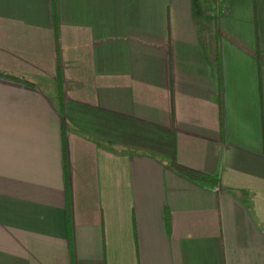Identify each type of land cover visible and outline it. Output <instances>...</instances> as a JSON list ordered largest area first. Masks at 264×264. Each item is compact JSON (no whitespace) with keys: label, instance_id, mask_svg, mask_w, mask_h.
Returning a JSON list of instances; mask_svg holds the SVG:
<instances>
[{"label":"crops","instance_id":"obj_1","mask_svg":"<svg viewBox=\"0 0 264 264\" xmlns=\"http://www.w3.org/2000/svg\"><path fill=\"white\" fill-rule=\"evenodd\" d=\"M224 3L0 0V264H264V0Z\"/></svg>","mask_w":264,"mask_h":264},{"label":"trees","instance_id":"obj_2","mask_svg":"<svg viewBox=\"0 0 264 264\" xmlns=\"http://www.w3.org/2000/svg\"><path fill=\"white\" fill-rule=\"evenodd\" d=\"M52 10H53V16H54V0H52ZM214 47V45H213ZM253 58L257 61V63H260L261 65H264V58L259 56L257 53L252 54ZM13 77V76H12ZM169 167H171L173 170L177 171L181 175L198 182H212V177H210L208 174L201 172L199 170L175 163L173 161L168 162Z\"/></svg>","mask_w":264,"mask_h":264},{"label":"built area","instance_id":"obj_3","mask_svg":"<svg viewBox=\"0 0 264 264\" xmlns=\"http://www.w3.org/2000/svg\"><path fill=\"white\" fill-rule=\"evenodd\" d=\"M211 1V12L214 14V15H218L221 11V8L220 7V3L222 2V0H210Z\"/></svg>","mask_w":264,"mask_h":264},{"label":"rangeland","instance_id":"obj_4","mask_svg":"<svg viewBox=\"0 0 264 264\" xmlns=\"http://www.w3.org/2000/svg\"><path fill=\"white\" fill-rule=\"evenodd\" d=\"M220 7H222L221 10H225L226 9V4L224 3V0L220 3Z\"/></svg>","mask_w":264,"mask_h":264}]
</instances>
